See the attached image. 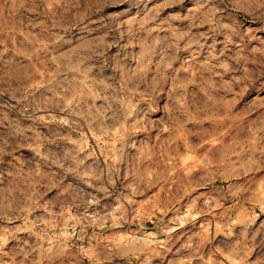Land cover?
<instances>
[{
    "label": "rangeland",
    "instance_id": "obj_1",
    "mask_svg": "<svg viewBox=\"0 0 264 264\" xmlns=\"http://www.w3.org/2000/svg\"><path fill=\"white\" fill-rule=\"evenodd\" d=\"M0 264H264V0H0Z\"/></svg>",
    "mask_w": 264,
    "mask_h": 264
}]
</instances>
